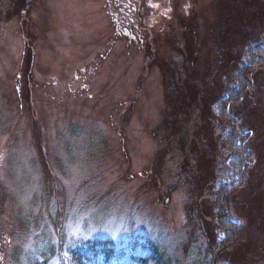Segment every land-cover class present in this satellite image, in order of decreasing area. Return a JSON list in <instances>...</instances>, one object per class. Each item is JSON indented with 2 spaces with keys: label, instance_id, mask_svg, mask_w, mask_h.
Listing matches in <instances>:
<instances>
[{
  "label": "rangeland",
  "instance_id": "374dc122",
  "mask_svg": "<svg viewBox=\"0 0 264 264\" xmlns=\"http://www.w3.org/2000/svg\"><path fill=\"white\" fill-rule=\"evenodd\" d=\"M19 1L0 0V264H26L44 251L55 222L67 247L108 242L138 254L146 247L158 264L199 262L205 230L187 216L204 214L231 177L220 138L226 129L214 107L215 119L200 117L204 82L212 84L224 50L216 41L220 0H123V16L133 21L120 34L107 0H32L22 15ZM181 21H191L194 41ZM164 73L178 90L168 99L179 107L174 116ZM186 84L196 91L187 110ZM260 85L264 107V78ZM244 118L247 127L249 110ZM246 131L264 153V119ZM160 150L168 154L154 178ZM262 152L248 181L264 190ZM201 156L213 175L191 212L187 183L202 175ZM239 201L229 213L253 251L238 261L239 252L235 264H264L261 221L241 219Z\"/></svg>",
  "mask_w": 264,
  "mask_h": 264
},
{
  "label": "trees",
  "instance_id": "16d2710c",
  "mask_svg": "<svg viewBox=\"0 0 264 264\" xmlns=\"http://www.w3.org/2000/svg\"><path fill=\"white\" fill-rule=\"evenodd\" d=\"M30 1L32 0L19 1L20 15L25 12ZM219 4V32L216 41L217 44L219 43L218 47L223 46L224 50L218 67L214 71L216 76L211 80L212 84L207 85V82H204L205 97L200 99V117L204 120L209 115L215 119L213 110L211 111V107H214L217 121L222 128L226 129L220 138L228 150L229 175L231 177L228 176L216 188L213 201L210 202L209 208L205 207L204 214H201L198 208L193 214L187 216L188 221L195 228L196 226L199 228V225L202 226L203 231L205 230L203 237L207 241V249L203 258L199 262L191 264H235L234 259L237 260L239 252H241V256L238 261L253 251V248L250 247L251 240L245 242L242 240L244 226L232 218V213L229 210L231 207L229 204L234 203L235 205L238 198L240 201L236 206L240 204L242 208L243 205H246V211L241 212V215L238 213L239 217L243 219L244 214H247L249 225H253L256 218L260 219L261 226L257 230L264 232V190L261 189V183L253 186L248 181L250 173L258 166L255 154L263 151V149H259L260 146H263V142L259 140V137L258 141L253 142L251 133L246 131L248 126L257 129L264 119V107L258 98V94H261L262 84L260 85V82L263 83L264 78V0H220ZM123 7L127 8V4L123 0H107L106 2L107 13L119 34L123 31L131 32L124 27V22L128 20L126 21L128 24L133 21L131 17L124 18V13L121 11ZM190 22L181 21L180 24L183 28L188 29L186 30L190 36L189 43L195 40L194 34L190 32L194 30V26ZM186 49L190 54L193 53L188 46ZM148 56H150L149 52ZM194 59L195 57L192 56L191 60L194 61ZM163 75L164 94L166 103H168L170 93H173L174 90L178 92V90L174 87L171 89L169 79H166L165 73ZM165 81L168 82V85ZM186 88L188 89L186 95L191 99L190 102L183 103L184 109L187 110L195 101L196 91L192 90L188 84H186ZM179 93L184 97L183 93ZM168 106L173 109L171 112L168 111L172 116L178 113L179 107L173 108L170 103ZM248 110L251 113V122L246 127L247 122L244 120V116ZM208 135L206 134V138L209 137ZM208 139L211 151L214 152V144L210 137ZM167 154L168 152L164 150L153 158L150 173L152 176L154 175V178L155 172L158 173L157 170L162 165L160 164L162 159ZM261 155L264 156V153L262 152ZM202 157H200L201 160ZM205 160L206 158L202 162ZM202 162L200 165L201 170L204 169L202 175L197 178L192 176V182L187 183L190 185L188 189L191 205L188 207L191 212L193 211L192 206H197V200L201 199L202 201L207 181L213 175L211 162L209 160L204 164ZM209 169H211L210 173L205 172ZM244 194H246L245 197ZM195 231L194 228L188 231L189 240L183 247V253L187 252L189 246L194 242ZM53 233L56 240H48L45 250L38 252L33 258H29L26 264H158L152 261L149 255L152 252L146 247H142L139 254L133 253L132 250L123 251L125 248H117L108 242H94L88 246L71 248L67 247L68 243L62 237V223L55 222ZM175 262L180 264L177 260ZM164 264H172V260L168 259Z\"/></svg>",
  "mask_w": 264,
  "mask_h": 264
}]
</instances>
